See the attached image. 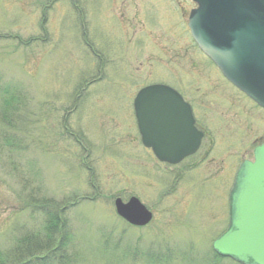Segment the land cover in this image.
<instances>
[{
	"label": "rangeland",
	"instance_id": "1",
	"mask_svg": "<svg viewBox=\"0 0 264 264\" xmlns=\"http://www.w3.org/2000/svg\"><path fill=\"white\" fill-rule=\"evenodd\" d=\"M195 6L0 0V252L40 229L33 194H45L66 210L71 264H239L212 249L228 226L229 200L209 164L160 162L136 125L135 95L161 83L193 103L211 137L230 115L247 130L248 155L264 139V112L249 110L193 41ZM132 196L153 213L146 227L116 213V198Z\"/></svg>",
	"mask_w": 264,
	"mask_h": 264
},
{
	"label": "water",
	"instance_id": "2",
	"mask_svg": "<svg viewBox=\"0 0 264 264\" xmlns=\"http://www.w3.org/2000/svg\"><path fill=\"white\" fill-rule=\"evenodd\" d=\"M192 37L223 74L264 106V0H192ZM135 111L142 139L161 161L177 164L199 148L202 132L191 108L175 89L154 84L141 89ZM228 228L213 249L240 264H264V144L239 168L230 192ZM116 213L143 227L153 213L137 198L115 200Z\"/></svg>",
	"mask_w": 264,
	"mask_h": 264
},
{
	"label": "flooded vegetation",
	"instance_id": "3",
	"mask_svg": "<svg viewBox=\"0 0 264 264\" xmlns=\"http://www.w3.org/2000/svg\"><path fill=\"white\" fill-rule=\"evenodd\" d=\"M225 80L232 85V87L236 90V93L241 94L240 96L244 95L253 103V109L249 110L259 113L264 112V107L257 104L254 100L248 97L244 92H242L229 80H227L226 78ZM231 93H233L234 96L236 95V93L232 91ZM184 100L191 106V113L195 127L199 131L203 132V138L198 151L192 155L187 156L185 159H183L181 163L195 160V167H198L200 164L203 163H208L209 169L212 173L211 178L214 188L218 190L220 194L225 195L226 193H228L229 197L239 167L247 160H254L255 148L259 145L264 144V139H258V142L253 145L251 153L248 155L247 146L242 144L244 142L242 135L245 136L247 130L244 127V124H241V122L238 123L239 121H235V118L230 115L226 118L225 127L222 132H220L219 135H213L211 137L209 131L200 123V119L197 115L196 109L193 106V103L187 100L186 97L184 98ZM254 108H256V110ZM232 121L236 122V124H233ZM139 135L140 140L142 142L140 132ZM149 151L153 153L151 148L149 149ZM165 164L170 165L168 163Z\"/></svg>",
	"mask_w": 264,
	"mask_h": 264
},
{
	"label": "trees",
	"instance_id": "4",
	"mask_svg": "<svg viewBox=\"0 0 264 264\" xmlns=\"http://www.w3.org/2000/svg\"><path fill=\"white\" fill-rule=\"evenodd\" d=\"M41 190L40 188V194ZM33 197V204L37 205L41 215V227L35 234L33 233L34 235L28 232V236H23L21 240L15 241V245L8 251L0 252V264H71L75 259L68 254V251L73 236L70 232L69 220L64 216L66 210L64 212L59 210L60 206L48 200L49 198L45 194L39 200L35 198V194ZM27 243L30 244L26 248L27 252H20L23 249V244L25 246ZM119 248L120 245L117 244L112 251L116 252ZM44 251L52 255V257L48 256L49 260L47 261H43L39 254ZM215 256L221 258L216 254ZM149 260L152 263L157 262L153 257H149Z\"/></svg>",
	"mask_w": 264,
	"mask_h": 264
}]
</instances>
